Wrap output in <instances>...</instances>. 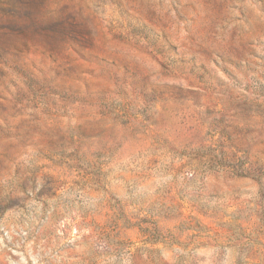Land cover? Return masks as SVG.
I'll use <instances>...</instances> for the list:
<instances>
[{"label":"rangeland","instance_id":"obj_1","mask_svg":"<svg viewBox=\"0 0 264 264\" xmlns=\"http://www.w3.org/2000/svg\"><path fill=\"white\" fill-rule=\"evenodd\" d=\"M0 264H264V0H0Z\"/></svg>","mask_w":264,"mask_h":264}]
</instances>
